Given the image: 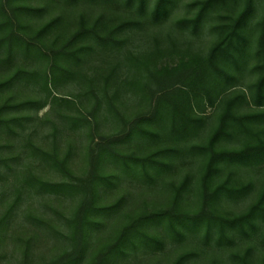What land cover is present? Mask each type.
<instances>
[{"label": "trees", "instance_id": "1", "mask_svg": "<svg viewBox=\"0 0 264 264\" xmlns=\"http://www.w3.org/2000/svg\"><path fill=\"white\" fill-rule=\"evenodd\" d=\"M23 1L0 0V246L12 243L15 264H120L163 249L165 239L151 233L158 227L180 241L200 226L211 238L218 226V243L238 228L258 230L264 186L239 215L220 217L213 210L223 192L248 188L235 179L241 167L264 164V0L252 26L256 0L193 1L187 6L192 15L174 25L193 35L207 27L213 40L206 50L154 37L139 54L129 46L135 31L162 27L178 0H155L151 7L148 0H45L38 7ZM80 7L87 11L77 12ZM53 11L58 15L31 23ZM171 58L174 65H160ZM247 75L253 81L245 85ZM65 83L79 92L60 96ZM27 89L35 95L19 98ZM206 107L215 115L205 116ZM46 123L50 142L37 145L36 128ZM106 123L112 132L104 135ZM67 132L88 142L78 170L73 141L60 144ZM125 144H138L139 153L125 152ZM181 156L201 159L200 177L195 189L188 177L172 186L169 207L125 213V196L106 201L119 175L153 183V175ZM9 178L12 184L5 185ZM187 191L200 196L196 210L184 209ZM38 199L45 212L34 209ZM56 202L62 209L52 206ZM43 240L58 252L48 260L34 253ZM195 254H181L172 264Z\"/></svg>", "mask_w": 264, "mask_h": 264}, {"label": "rangeland", "instance_id": "2", "mask_svg": "<svg viewBox=\"0 0 264 264\" xmlns=\"http://www.w3.org/2000/svg\"><path fill=\"white\" fill-rule=\"evenodd\" d=\"M149 6L151 7L155 0H148ZM197 1V0H178L175 4L174 10H172L170 17L166 22L162 25V27H154L146 30L135 31L132 36L131 43L129 44L130 49L135 53L144 52L150 45H153L152 38H159L162 41L169 40L171 38L178 39L179 44L190 45L193 49H201L206 50L210 43L213 40V36L209 32V29L206 27L201 32L197 34H191L190 31L183 32L178 30L174 23L184 17L191 16L193 12L188 10V4ZM24 4L31 5L33 7L43 6L45 4V0H24ZM20 3V2H18ZM256 12L253 17L250 19L249 25L252 26L256 22H258L263 14V6L261 0H256ZM87 11L86 8L80 7L77 12ZM98 12V10L93 9V12ZM59 11H53L42 19H34L31 23L33 25L41 24L49 20L50 18L58 15ZM214 23V21L212 22ZM151 44H150V43ZM160 65H174L177 61L176 59H162L160 61ZM99 64L98 62H95ZM253 64V62H252ZM251 64V66H252ZM250 81H253V77L247 75V77L243 80V84H248ZM57 93L60 96H67L71 94H77L79 92L78 86L73 85L71 83H65L62 86H59ZM22 95V96H21ZM19 98L23 97H32L35 94L31 91V89L22 90ZM135 111H139V108L133 107ZM48 107L41 110L38 115L43 116L47 111ZM254 110L253 108L249 109V111ZM258 111V109H256ZM254 110V111H256ZM264 110V109H263ZM216 109L206 107L204 115L212 117L216 113ZM30 114H34L35 112H28ZM66 114V113H65ZM56 114L50 115V121H56ZM215 122L214 118L210 119L206 130L210 128L211 125ZM33 130V129H32ZM31 130V131H32ZM38 132V136L35 137V143L37 145H43L49 143V139L47 136L49 135L50 124H45L36 128ZM30 130L28 129L27 132ZM100 132L104 135L110 134L112 130L110 129V125L108 123L103 124L100 127ZM67 135V137H66ZM75 137V138H74ZM2 138V139H1ZM5 136L0 137V144L4 143ZM66 138L68 142L73 141L74 147H76V156L74 157L75 161V169H80L84 166V154L85 147L88 144L85 136L83 134H79L73 136L70 132L65 133V136L61 138V143L63 148L66 147ZM200 138V137H199ZM194 139L192 142H200V140ZM139 144V143H138ZM138 144H125L124 151L125 152H133L137 151ZM227 147H235L236 144L228 143ZM157 147H152L151 149H155ZM143 149V148H140ZM139 153V152H138ZM202 168V161L200 158H190L181 156L180 158H176L173 160L172 165L168 171L158 172L159 175H153V183L147 182L143 179V177L138 176V174L133 176H127L125 174H121L118 176L117 187L114 189H108L106 195V201L112 202L118 199L121 196L126 197V204L124 205V212L129 213L130 211L137 210H152L155 208H167L170 205V200L172 198L171 188L172 186L179 185L180 182L185 179H190V188L195 189L197 187V183L200 177V171ZM105 171L107 173H112L113 168L111 165L106 166ZM41 174L47 178L46 172H41ZM226 177L222 175L219 178V181H222ZM51 180H58L57 177L48 176ZM235 179H238V182H241L248 186L246 190L242 193H229L223 192L221 197L217 199L215 204V211L217 215L220 217L224 216H234L239 215L245 212L253 203L257 201L260 193H262L264 186V164L262 163H251L250 166H243L239 169V172ZM12 178L5 180V185L12 184ZM3 186V184H2ZM0 186V188H2ZM183 204L184 209L188 211L196 210L199 207L200 199L197 194L193 192H184L183 193ZM215 203V202H214ZM67 204V203H65ZM34 205V209L38 208L39 212H45L44 202L40 199L36 201ZM60 203L52 204V206H57L60 209ZM62 206V205H61ZM2 207L0 206V212ZM46 212H49L46 209ZM264 212V210H262ZM50 213V212H49ZM122 217V215H121ZM262 219H258L256 222V227L258 230L247 231L248 233L243 234L238 229H235L234 232L227 233V238L222 240L220 243L217 242L219 227L216 226L215 233L212 232L213 236L210 238L206 235L205 226H200L198 228H194V230L186 231V237L180 241L174 237L172 238L167 233V229L164 227L153 228L151 233L159 234L162 238L165 239V247L159 250H146L144 252L139 253L136 258H130L120 264H172L176 258L184 253L193 252L196 253L195 256L184 264H243V259L246 258L249 264H264V213L262 214ZM119 222V218H114L112 222ZM42 245H37L36 250L34 251L35 256L40 257L43 256L44 259H50L56 255L55 250H52L51 242L46 244L45 240L42 241ZM46 244V245H44ZM13 245L10 241H7L6 244L0 246V254H4L6 256V260H2L0 264H15V261L12 257Z\"/></svg>", "mask_w": 264, "mask_h": 264}]
</instances>
